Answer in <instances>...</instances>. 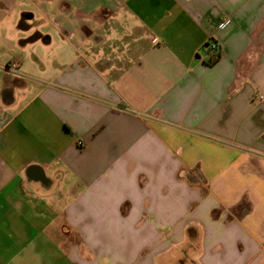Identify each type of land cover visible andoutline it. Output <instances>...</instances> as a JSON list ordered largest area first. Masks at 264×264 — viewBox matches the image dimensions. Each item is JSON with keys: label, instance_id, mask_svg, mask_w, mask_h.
Listing matches in <instances>:
<instances>
[{"label": "crops", "instance_id": "obj_1", "mask_svg": "<svg viewBox=\"0 0 264 264\" xmlns=\"http://www.w3.org/2000/svg\"><path fill=\"white\" fill-rule=\"evenodd\" d=\"M0 264H264V0H0Z\"/></svg>", "mask_w": 264, "mask_h": 264}, {"label": "built area", "instance_id": "obj_2", "mask_svg": "<svg viewBox=\"0 0 264 264\" xmlns=\"http://www.w3.org/2000/svg\"><path fill=\"white\" fill-rule=\"evenodd\" d=\"M208 50L210 53H213V58L217 59L220 55V47L216 42L210 41L208 44ZM15 65L13 64L12 67Z\"/></svg>", "mask_w": 264, "mask_h": 264}, {"label": "trees", "instance_id": "obj_3", "mask_svg": "<svg viewBox=\"0 0 264 264\" xmlns=\"http://www.w3.org/2000/svg\"><path fill=\"white\" fill-rule=\"evenodd\" d=\"M213 60H216V59L213 58Z\"/></svg>", "mask_w": 264, "mask_h": 264}]
</instances>
